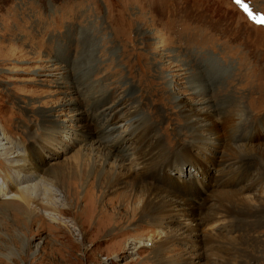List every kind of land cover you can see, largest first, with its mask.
<instances>
[{
	"label": "rangeland",
	"instance_id": "374dc122",
	"mask_svg": "<svg viewBox=\"0 0 264 264\" xmlns=\"http://www.w3.org/2000/svg\"><path fill=\"white\" fill-rule=\"evenodd\" d=\"M187 111L207 127L192 132ZM1 137L0 264H264V0H0ZM142 137L157 176L143 181L207 200L186 229L179 203L164 219L99 211L127 189L125 176L106 187L103 160L125 175ZM15 155L38 173L29 184L56 180L78 198L90 184L100 199L79 200L82 218L42 208L34 221L15 196ZM111 211L121 231L100 239Z\"/></svg>",
	"mask_w": 264,
	"mask_h": 264
},
{
	"label": "bare ground",
	"instance_id": "6f19581e",
	"mask_svg": "<svg viewBox=\"0 0 264 264\" xmlns=\"http://www.w3.org/2000/svg\"><path fill=\"white\" fill-rule=\"evenodd\" d=\"M206 118L207 116L201 113H191L190 111H187L184 114L185 122L192 129V132L194 133H198L202 128L207 127V124L205 123ZM131 122H132V119H128L126 122L127 127H129L127 128L128 130H126L127 132L132 129ZM214 125L215 124L212 123V126ZM112 129H114L113 126L106 131L110 132ZM104 134H107V136L110 135L106 132ZM100 136L107 143L108 141L107 136H103V135H100ZM143 137L139 141L136 154L132 156L133 161L131 165L133 167L131 168H133V170L131 169L125 175L120 174V172L117 170L115 171L112 169V171H109V170L104 169V163L106 162L105 160H103V167L99 168V174L101 175V178L105 180L104 184H106V187L110 188L112 185H117L121 183V180L125 176L127 177V180L124 182L123 186L126 187L127 189H125L124 192L119 193L118 195L112 198L106 199L104 203L102 204V208H100L99 211H102V210L105 211V209H103L104 206L111 207V206H114L116 203H118L119 205H123V207H125L124 212L126 213V215L128 214L132 215V218H136V212H138V217L141 215V212H143L144 217L149 218L155 215L156 213H158L161 215V218L164 219L168 217L169 215H171V213L174 214V212L179 210L178 208H176V204L179 203V204L184 205V209H182L183 211L181 213L186 216H189L181 220L180 225H179L181 229H186L187 227H189L188 226V221L190 220L189 218H192L193 216H195L194 215L195 212H198L199 214H204L205 210H207L208 208L207 200L203 198V201L201 200L202 201L201 204L197 203V201H194L196 197H198L199 193L197 192L196 188L191 187V186L188 187L186 186V184L184 185V187H187L188 189L183 190L184 193H181L179 191H176L173 188V184L168 183L167 181H166L167 184L170 186V189H172L173 191L169 189L166 190V188L163 189L160 186H158V184L156 183L152 184V183L143 181L144 179H147V178H153L155 180V177H157L152 174L154 172V171L152 172V168L156 166V164L154 165L156 155L153 150H150V148L145 146ZM4 139L6 138L5 137L0 138V140H4ZM123 141H124L123 137H120V139H114L113 141H111L110 146L115 147V145L121 144ZM153 146L151 145V147ZM0 147L4 151L2 154L6 156L8 154V151L6 150V148L2 146L1 142H0ZM186 155H189L188 152L185 154V156ZM19 156L20 155H15L14 158H16V160L15 162H13V165L15 166L16 170H18V172L24 175L26 174L24 178L23 176L20 178V179L23 178L22 181H25L26 184L18 187L17 195L15 196L18 197L19 200H21L22 203L24 204L25 206L24 208L28 216L30 217L35 216L34 221L41 220L39 213L37 212V209H42V208L48 210V212L51 213L52 216L55 214H59V215L71 214L73 215V217H75V215L78 214L80 215L79 217L82 218V216H84L83 211H80V209H76L79 203V200H84V198L85 199L91 198V202H95L96 199H100L99 198L100 195L99 194L96 195V193L93 192V187L90 184L84 188V195L80 198H78V191H77L76 186L74 187L69 186V188H67L65 192L61 194V191L57 190V187H55L57 186L55 185L57 184L56 180H53L52 183L47 182V181H44V182L42 181L40 183L29 184L28 180L32 179L33 177L38 178V173L32 169V167L30 166V164L27 163L24 157H21V156L19 157ZM56 170H58V168H54V170L52 171H56ZM32 175L33 177L31 178ZM139 185H141V187L143 188V191L141 193L142 195L141 205L138 206L139 207L138 208L137 206H134L133 204H134V200L136 199L134 189L137 188ZM192 188H193V192H191ZM106 191L107 190H103L102 194H105ZM189 198H192V200H189ZM36 201H38L39 203H37L35 206L32 207L31 204H33V202H36ZM37 206L38 208H36ZM112 213L113 212L111 211V214L105 219V223L100 222L99 224H97V228L94 229V232L98 233L99 235L98 237L100 239L102 238L111 239L114 235L113 233L114 231L112 230V228L115 229L117 233L121 231V226L118 224V221H112L111 219ZM101 214H104V213H101ZM216 215H218V217ZM216 215L215 214L211 216L205 215L201 219H198L197 222L198 224H201V223L209 224L213 221L220 219V217L222 216L221 213H217ZM85 223H86V220H83V222L80 224L78 223V221L77 223H74V225L77 226L78 231L81 234L79 238V242L82 241L83 235L85 234V230H84L86 228ZM196 224L197 223L195 222V225ZM57 225L59 228H64V229L66 228L58 222H57ZM195 225H190V226L194 227ZM165 234L162 235L163 238L160 240V243L162 245H167L175 241L176 235L171 236V235H167V234L165 235ZM168 248L169 246L162 248V250L169 251L170 249Z\"/></svg>",
	"mask_w": 264,
	"mask_h": 264
}]
</instances>
